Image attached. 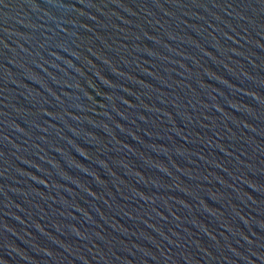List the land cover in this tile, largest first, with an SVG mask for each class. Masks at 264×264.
<instances>
[{"label": "water", "instance_id": "95a60500", "mask_svg": "<svg viewBox=\"0 0 264 264\" xmlns=\"http://www.w3.org/2000/svg\"><path fill=\"white\" fill-rule=\"evenodd\" d=\"M0 264H264V0H3Z\"/></svg>", "mask_w": 264, "mask_h": 264}, {"label": "snow or ice", "instance_id": "6c2138e0", "mask_svg": "<svg viewBox=\"0 0 264 264\" xmlns=\"http://www.w3.org/2000/svg\"><path fill=\"white\" fill-rule=\"evenodd\" d=\"M3 2V0H0V3H2Z\"/></svg>", "mask_w": 264, "mask_h": 264}]
</instances>
